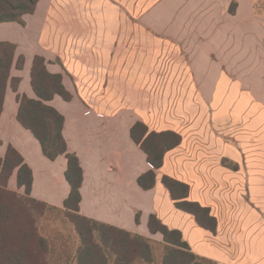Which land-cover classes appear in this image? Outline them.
Instances as JSON below:
<instances>
[{"label":"crops","instance_id":"0c3cea01","mask_svg":"<svg viewBox=\"0 0 264 264\" xmlns=\"http://www.w3.org/2000/svg\"><path fill=\"white\" fill-rule=\"evenodd\" d=\"M195 3L219 17L204 33L193 30ZM253 4L39 0L34 12L22 17L24 25L0 23V42L14 44L16 58L24 57L22 69L10 71L19 79L17 93L35 98L30 70L33 58L41 56L72 96L69 102L55 96L48 105L63 116L68 152L82 169V217L162 242L160 234L148 231L155 216L179 231L197 257L216 264H264V210L244 199L258 200V185L264 198V176L258 175L264 159L243 145L244 135L264 136V17ZM166 55L171 63L162 61ZM17 111L16 93L7 88L0 158L12 147L32 172L30 197L62 210L70 191L66 159L44 157L38 141L18 123ZM136 122L148 131L181 136L154 170L149 190L137 184L152 168L130 137ZM163 176L186 184L187 199L209 209L214 233L176 208ZM7 189L24 193L17 169Z\"/></svg>","mask_w":264,"mask_h":264},{"label":"trees","instance_id":"16d2710c","mask_svg":"<svg viewBox=\"0 0 264 264\" xmlns=\"http://www.w3.org/2000/svg\"><path fill=\"white\" fill-rule=\"evenodd\" d=\"M38 1L0 0V23L16 22L24 25L22 17L32 14ZM253 5L255 13L264 17L256 11L255 4ZM234 7L235 4L232 3L229 8L230 13H233ZM23 64V56L16 58L14 44L0 42V114L6 90L10 88L16 93L18 102L17 121L38 141L44 157L50 161H54L59 156L65 157L64 176L70 191L62 210L73 225L81 243L77 253V264H151L152 252L146 238L82 217L79 214L82 169L76 155L68 152L62 135L63 116L48 105V102L55 96L65 102H69L72 96L64 88L62 76L49 73L46 61L41 56L33 58L30 70V84L35 98L19 95L17 93L19 79L11 77L10 71L13 66L21 70ZM130 137L144 152L152 168L137 179V184L141 189L149 190L154 185V170L162 166L164 154L180 144L181 136L170 130L148 131L142 122H136L130 130ZM15 169H17V185L24 189L22 195L7 189L8 180ZM161 182L168 190L176 208L191 214L200 227L212 233L215 232L216 221L210 215L209 209L187 199L189 189L186 184L168 176H163ZM31 186V170L24 164L22 157L12 147H8L5 157L0 158V264H37L31 260V248L26 243L13 247L5 245L8 226L13 222L15 212L27 214L33 222L32 217L41 215L43 209L49 208L46 204L30 197ZM15 204L18 211L15 210ZM39 209H41L40 212ZM135 220L137 223V215ZM147 227L150 234L158 233L162 236L165 252L161 264H214L210 260L191 253L181 233L177 230H169L155 216H150ZM31 237H36L39 242L35 246L36 250H43L44 241L38 238L33 226L30 233L24 235L23 240L29 241ZM106 254L113 257L111 262Z\"/></svg>","mask_w":264,"mask_h":264},{"label":"rangeland","instance_id":"374dc122","mask_svg":"<svg viewBox=\"0 0 264 264\" xmlns=\"http://www.w3.org/2000/svg\"><path fill=\"white\" fill-rule=\"evenodd\" d=\"M254 4L256 11L264 15V0H254ZM193 11L192 22L195 33L208 31L212 24H215L219 20L218 15L216 16L215 14V10L210 13L209 9L204 7L202 3H195V10L193 9ZM162 61L164 63H171L170 56H164ZM243 134H245V131ZM243 141V145L248 151L250 149L257 150L259 159H264L263 135H244ZM255 154L256 152L253 153V155ZM225 164L230 166L228 162ZM258 171L259 176H264V168L261 167ZM262 191V185H258V200L251 201L247 195H244L245 201L261 213L264 210ZM15 208L18 211L16 204ZM40 211L41 209H39ZM14 215L13 222L8 226L6 246L13 247L26 243L31 248V260L37 264H77V253L81 247V243L73 225L65 217L63 210L45 208L41 211V215L32 217L33 222L25 213L15 212ZM32 226L35 227L38 238L44 241L43 250H36L35 246L39 243L36 237H31L29 241L23 240L24 235L30 233ZM147 240L152 252L153 261L151 264H161L165 252L163 242ZM106 256L110 262L113 260V257L109 254H106Z\"/></svg>","mask_w":264,"mask_h":264}]
</instances>
